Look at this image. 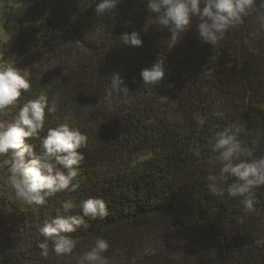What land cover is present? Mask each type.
<instances>
[{
  "label": "trees",
  "instance_id": "obj_1",
  "mask_svg": "<svg viewBox=\"0 0 264 264\" xmlns=\"http://www.w3.org/2000/svg\"><path fill=\"white\" fill-rule=\"evenodd\" d=\"M98 2L30 0L0 40L4 59L31 72L19 104L41 92L50 102L58 98L41 136L61 122L87 136L79 189L45 205L17 200L0 167V264H78L96 237L109 242V264H264V186L249 212L240 197L212 195L204 179L220 168L209 139L231 124L245 130L239 137L245 145L255 142L254 157L264 156V28L257 19L264 0L216 45L201 43L197 17L174 37L154 23L147 0H121L102 17ZM133 30L140 47L119 41ZM157 57L166 75L144 85L140 72ZM113 72L129 91L106 100ZM28 142L39 150V140ZM196 146L199 157L191 151ZM69 197L77 203L100 197L108 215L86 217L89 228L67 234L77 241L70 255L57 256L49 243L42 257L39 226Z\"/></svg>",
  "mask_w": 264,
  "mask_h": 264
},
{
  "label": "clouds",
  "instance_id": "obj_2",
  "mask_svg": "<svg viewBox=\"0 0 264 264\" xmlns=\"http://www.w3.org/2000/svg\"><path fill=\"white\" fill-rule=\"evenodd\" d=\"M121 0H99L95 14L102 17L113 14ZM256 0H147V10L154 15V23L171 36H179L189 30L192 18L199 23L196 31L201 43L216 45L224 38L229 28L242 22V18L251 14ZM264 8V4H261ZM114 19L112 15L110 17ZM261 28H264V12L257 17ZM119 41L127 46L140 47V34L133 30L124 32ZM5 53L0 50V116L7 117L14 109L11 118L0 119V167L6 170V179L17 200L28 206H41L48 198L61 192H75L79 189L76 177L80 174L79 166L84 160L80 149L86 147L87 136L68 122L47 127L46 113L57 111L58 98L49 101L46 93L41 92L35 98L22 105L18 100L22 93L31 89V72L28 67H19L15 61L4 59ZM166 75V64L162 57H157L150 67L140 72L144 85H158ZM171 87V85H169ZM129 91L119 72L111 74L109 86L105 89V99L110 100L114 94ZM203 126L205 119L196 117ZM245 130L231 124L223 130L216 131L209 139L211 151L216 153L219 162L218 174L209 173L205 179L208 191L223 197L225 192L231 197H240V203L249 212H254L258 203L256 189L264 186V156L254 157V145L248 147L239 138ZM30 139L39 140V150ZM200 156V147L191 149ZM232 178L231 183H227ZM226 185V186H225ZM80 212L73 214L74 208ZM108 215L105 201L100 197H89L75 202L71 197L60 202V209L39 226L43 240L39 243L41 256L47 258L49 243L57 256H68L76 248L77 241L69 233L77 229L90 227L86 217L103 219ZM109 242L96 237L92 246L79 258L78 264H109L104 255ZM2 259V258H0Z\"/></svg>",
  "mask_w": 264,
  "mask_h": 264
},
{
  "label": "rangeland",
  "instance_id": "obj_3",
  "mask_svg": "<svg viewBox=\"0 0 264 264\" xmlns=\"http://www.w3.org/2000/svg\"><path fill=\"white\" fill-rule=\"evenodd\" d=\"M29 3L30 0H0V40L8 36L11 26L28 8Z\"/></svg>",
  "mask_w": 264,
  "mask_h": 264
}]
</instances>
